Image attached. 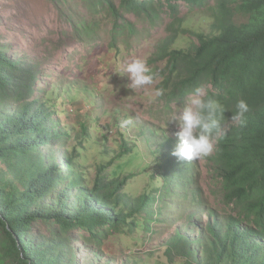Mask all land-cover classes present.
<instances>
[{"label": "trees", "instance_id": "16d2710c", "mask_svg": "<svg viewBox=\"0 0 264 264\" xmlns=\"http://www.w3.org/2000/svg\"><path fill=\"white\" fill-rule=\"evenodd\" d=\"M203 1L165 0L172 10L178 2L197 7ZM215 2L211 33H198L197 43L187 48L169 49L170 36L150 59L154 63L166 57V65L159 73L153 68L152 73L159 78L156 87L164 89L161 99L167 105L185 98L195 87H204L225 107L223 127L232 122L238 100L248 103L246 125L232 123L218 134L211 156L219 190L232 213L212 217L208 211V236L200 244L212 264H264V0ZM156 3L163 1L123 0L119 14L107 0L116 18L112 46H117V35L124 31L121 8L156 19ZM99 4L103 0H93V5ZM236 12L247 20L236 23ZM38 75L33 65L8 55L0 45V229L4 234L0 264L8 259L9 264H77L70 241L78 237L77 231L85 230L98 243L122 227L150 229L151 206L157 198L146 192L137 197L125 194L128 177L108 178L103 168L91 188L83 184L75 170L77 148L62 149L70 131L60 128L54 118L57 105L52 98L46 92L45 98L39 96ZM166 137L170 147L166 170L162 172L159 165L165 188L179 187L182 181L191 186L192 172L184 170L187 161L171 154L177 141ZM145 139L149 142L148 136ZM156 161L159 164V153ZM41 223L58 238L36 233L35 226ZM182 239L177 233L169 250L180 252ZM182 246L189 257L198 256L192 241Z\"/></svg>", "mask_w": 264, "mask_h": 264}, {"label": "rangeland", "instance_id": "374dc122", "mask_svg": "<svg viewBox=\"0 0 264 264\" xmlns=\"http://www.w3.org/2000/svg\"><path fill=\"white\" fill-rule=\"evenodd\" d=\"M106 1L93 5V0H0V45L8 55L37 69L39 96L45 98L46 92L56 103L54 118L58 119L60 128L70 131L69 137L63 139L67 143L62 149L77 148L75 170L82 175L83 184L91 188L99 169L103 168L101 172L108 178L128 177L123 186L125 194L137 197L146 192L157 198L151 206L154 214L150 229L122 227L101 237L98 243L85 230L77 231L78 237L70 239L76 262L212 264L200 244L208 236L207 212L212 217L215 213L220 217L232 213L219 190L218 172L211 158L217 135L210 155L187 161L184 170H191L192 185L185 186L182 181L179 187L165 188L160 170L167 168L164 163L170 147L166 136L178 139L175 122L167 120L186 103L190 94L169 105L161 97L150 102L151 88L132 92L125 87L126 75L120 72L131 58L144 57L151 70L155 68L159 73L166 65V57L150 62L159 46L173 36L169 49L187 48L197 43L198 33H211L216 2L204 0L197 7L178 2L172 10L162 0V5H155L156 19L125 6L121 8L124 18L120 19L124 31L117 35V46L113 47L116 18ZM111 1L120 14L123 0ZM233 19L242 23L247 16L236 12ZM155 80L158 83L159 78ZM129 118L133 123L121 127ZM232 123H227L223 131ZM150 128L159 132L155 134ZM180 190V194L176 193ZM35 230L50 239L58 238L43 223L37 224ZM177 233L183 237L180 252L170 251ZM3 237L0 229L1 254ZM186 240L193 242L198 256L189 257L185 253L182 245Z\"/></svg>", "mask_w": 264, "mask_h": 264}, {"label": "clouds", "instance_id": "9594fccd", "mask_svg": "<svg viewBox=\"0 0 264 264\" xmlns=\"http://www.w3.org/2000/svg\"><path fill=\"white\" fill-rule=\"evenodd\" d=\"M121 75H126V88L132 92L151 88L150 102H154L164 93V89L154 87L157 83L147 59L144 57L131 58L121 69ZM225 107L219 100L209 95L204 87H195L186 103L174 111L167 122H175L178 138L172 155L181 161H193L210 155L214 148V136L222 134ZM250 111L248 103L240 99L231 113V121L237 126L246 125V114ZM165 124V128L167 126ZM129 118L122 122L121 127L132 124Z\"/></svg>", "mask_w": 264, "mask_h": 264}]
</instances>
